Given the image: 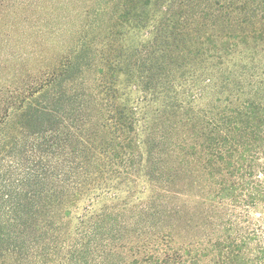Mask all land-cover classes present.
Here are the masks:
<instances>
[{"label":"trees","instance_id":"obj_1","mask_svg":"<svg viewBox=\"0 0 264 264\" xmlns=\"http://www.w3.org/2000/svg\"><path fill=\"white\" fill-rule=\"evenodd\" d=\"M0 264H264V0H0Z\"/></svg>","mask_w":264,"mask_h":264}]
</instances>
